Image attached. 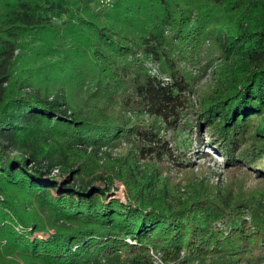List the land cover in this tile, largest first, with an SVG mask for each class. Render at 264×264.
Wrapping results in <instances>:
<instances>
[{
    "label": "trees",
    "instance_id": "1",
    "mask_svg": "<svg viewBox=\"0 0 264 264\" xmlns=\"http://www.w3.org/2000/svg\"><path fill=\"white\" fill-rule=\"evenodd\" d=\"M94 5L0 0V264H154L151 251L164 264H264L261 183L175 190L162 127L120 109L173 129L196 101L203 146L263 160L264 0ZM120 138L133 142L114 167L127 202L85 160Z\"/></svg>",
    "mask_w": 264,
    "mask_h": 264
},
{
    "label": "rangeland",
    "instance_id": "2",
    "mask_svg": "<svg viewBox=\"0 0 264 264\" xmlns=\"http://www.w3.org/2000/svg\"><path fill=\"white\" fill-rule=\"evenodd\" d=\"M95 2L99 8H107L99 5L96 0ZM96 5L93 7L95 8ZM162 76L164 77L165 75ZM198 77L202 79V76ZM166 79L168 78L166 77ZM200 84L201 82L195 81L194 88L196 89ZM79 95H81V92L76 91L75 96ZM186 95L194 100L195 96L189 92ZM116 100L117 97H115ZM192 103V105L185 109L181 120L177 122L176 127L173 129L160 120L155 122L148 115L136 116L132 113L129 106H124L120 109L121 114L128 119L129 125H140L143 128L145 126L150 128L151 126L153 133H156L154 131L157 128L162 127L159 137L169 141L172 152L178 158L177 164H180L174 167L168 164L171 167V171L169 172L171 177L170 181L174 185L175 190L188 184L190 181L201 182L202 189L208 188L211 191L222 190L246 195L255 189V187H259L260 183L264 187V159L260 161L250 159L249 163L239 166L235 164L237 163L236 160H227L224 153L216 147L213 148L210 145L203 146L204 143L209 142L211 135L206 127L205 121L202 120V116L200 117L198 114V110L200 109L198 102L192 101ZM122 134L128 137V134L124 132ZM131 147L133 148L132 141L129 142L127 138H120L112 144H103V152H109L107 156L97 153L90 159L85 158V160L89 161L90 165L87 167L91 170L95 172L99 170L104 171L107 176L114 178V194L111 198H117L123 202L128 201L127 191L125 185L115 178L114 167L118 164L117 158L119 156L123 154L128 156L130 154ZM203 152L207 155L203 154ZM102 158L103 160L101 161ZM161 170H164L163 166ZM16 229L19 230L20 226L16 227ZM37 234L40 237L46 236L39 232ZM151 253L155 259L154 264H164L160 260L159 255L154 254L155 252L153 251Z\"/></svg>",
    "mask_w": 264,
    "mask_h": 264
},
{
    "label": "built area",
    "instance_id": "3",
    "mask_svg": "<svg viewBox=\"0 0 264 264\" xmlns=\"http://www.w3.org/2000/svg\"><path fill=\"white\" fill-rule=\"evenodd\" d=\"M96 1L99 5L107 8L112 7L115 2V0H96Z\"/></svg>",
    "mask_w": 264,
    "mask_h": 264
}]
</instances>
